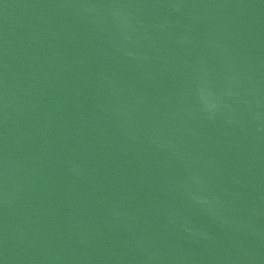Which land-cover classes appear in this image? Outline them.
<instances>
[{
    "label": "water",
    "instance_id": "water-1",
    "mask_svg": "<svg viewBox=\"0 0 264 264\" xmlns=\"http://www.w3.org/2000/svg\"><path fill=\"white\" fill-rule=\"evenodd\" d=\"M0 264H264V0H0Z\"/></svg>",
    "mask_w": 264,
    "mask_h": 264
}]
</instances>
